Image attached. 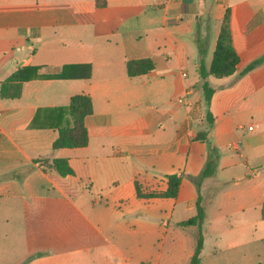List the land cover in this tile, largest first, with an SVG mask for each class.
Masks as SVG:
<instances>
[{"label":"crops","instance_id":"crops-1","mask_svg":"<svg viewBox=\"0 0 264 264\" xmlns=\"http://www.w3.org/2000/svg\"><path fill=\"white\" fill-rule=\"evenodd\" d=\"M227 8L240 61L228 76L208 75V104L199 65L210 66ZM262 55L264 0H0V86L19 67L42 66L19 97L0 94V213L41 231L72 224L79 238L41 234L37 244L51 247L22 264H189L199 226L181 222L199 199V263L209 243L228 259L247 256L242 244L264 225V60L241 71ZM145 57L155 68L129 75L127 62ZM68 64H90V75L77 67L59 76ZM77 93L92 98L89 141L53 148ZM208 112L219 159L197 185ZM53 157L74 174L38 161ZM171 173L181 176L175 197L138 196L137 182L166 190ZM237 230L246 238L224 237Z\"/></svg>","mask_w":264,"mask_h":264},{"label":"trees","instance_id":"trees-1","mask_svg":"<svg viewBox=\"0 0 264 264\" xmlns=\"http://www.w3.org/2000/svg\"><path fill=\"white\" fill-rule=\"evenodd\" d=\"M200 52L205 54V48L202 40H199ZM264 60V55L251 61L241 72H246ZM240 61V56L233 45L232 32L230 27V8H227L224 19L221 24V30L216 42L213 53V58L210 66L207 68L204 60H201L199 65V73L203 79L202 87L204 89L205 100L209 104L214 92V87L207 79L208 75L212 74L217 77L228 76L235 72L237 64ZM42 66L28 65L19 67L9 76L1 81L0 94L2 97L15 98L19 97L22 92L23 83L31 78L39 76L38 70ZM79 67L81 73L86 77L90 75V64H68L63 66L61 72L58 74L61 77L69 76L67 70ZM155 68V62L151 57L132 59L127 62V72L129 75H139L147 73ZM72 116V123L62 126L59 130L58 137L53 141V148L60 147H80L84 146L89 141V134L85 125V117L93 111L92 98L88 93H77L71 96L69 104L65 107ZM208 129H203L198 132L197 137L207 141L209 145V155L203 171L193 176V180L198 185L201 178L205 175H210L214 172L219 159L218 147L211 141L209 137L210 127L212 126V114L208 112ZM39 162L43 164L45 169H54L61 175L74 174V170L69 164L67 158L53 157L40 158ZM168 187L161 191L144 192L140 184L137 182V194L139 197H175L179 190L181 176L177 173L167 175ZM264 214V212H263ZM205 208L200 203H197V213L187 220L181 222L182 225L196 224L199 230L196 236V244L194 253L190 259L189 264H198L200 254L204 245V235L201 230V224L205 219Z\"/></svg>","mask_w":264,"mask_h":264},{"label":"rangeland","instance_id":"rangeland-1","mask_svg":"<svg viewBox=\"0 0 264 264\" xmlns=\"http://www.w3.org/2000/svg\"><path fill=\"white\" fill-rule=\"evenodd\" d=\"M7 219V220H6ZM26 219V218H25ZM0 224L2 232L6 231L7 235L0 237V264H22L33 253L46 250L49 246L37 244L38 236L47 235L49 238L59 236L57 241L74 242L79 238L74 233L72 224L64 225H50L48 230L41 231L35 222L27 224L24 221V215L17 213L11 217L4 213H0ZM3 234V233H2ZM244 237V231H234L226 233L225 238ZM252 243L241 246V249L249 250L247 256L236 257L235 259H228L223 256V252L212 251V245L206 250L205 256L199 264H264V225L259 226L256 235L252 237ZM54 241V240H51ZM54 247V245H52ZM63 245H55L59 248Z\"/></svg>","mask_w":264,"mask_h":264},{"label":"built area","instance_id":"built-area-1","mask_svg":"<svg viewBox=\"0 0 264 264\" xmlns=\"http://www.w3.org/2000/svg\"><path fill=\"white\" fill-rule=\"evenodd\" d=\"M250 128H252V126H250Z\"/></svg>","mask_w":264,"mask_h":264}]
</instances>
